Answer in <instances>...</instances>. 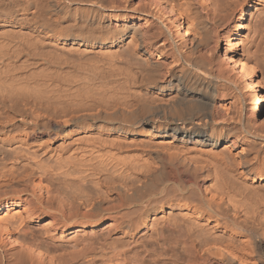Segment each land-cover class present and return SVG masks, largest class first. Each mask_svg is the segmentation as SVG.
<instances>
[{
	"label": "bare ground",
	"instance_id": "1",
	"mask_svg": "<svg viewBox=\"0 0 264 264\" xmlns=\"http://www.w3.org/2000/svg\"><path fill=\"white\" fill-rule=\"evenodd\" d=\"M233 2L0 0V264H264V31Z\"/></svg>",
	"mask_w": 264,
	"mask_h": 264
},
{
	"label": "rangeland",
	"instance_id": "2",
	"mask_svg": "<svg viewBox=\"0 0 264 264\" xmlns=\"http://www.w3.org/2000/svg\"><path fill=\"white\" fill-rule=\"evenodd\" d=\"M230 1L234 3L233 2L234 0H230ZM251 1H253L252 6L251 8L248 9L249 11L245 13L246 14V17L244 19L245 29L242 32V38L243 41L245 40V44L247 45L251 44L250 46L255 47L256 45H258L257 44L258 38L261 35V32L264 31V0H251ZM232 5L231 7H233ZM245 44L243 45L245 46ZM259 60H258L259 68L261 69V71H264V61L262 62L260 58ZM263 119H264V112L260 117V121Z\"/></svg>",
	"mask_w": 264,
	"mask_h": 264
}]
</instances>
